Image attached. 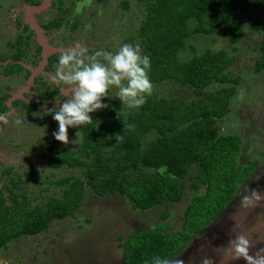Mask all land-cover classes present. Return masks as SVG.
Here are the masks:
<instances>
[{
    "label": "rangeland",
    "instance_id": "1",
    "mask_svg": "<svg viewBox=\"0 0 264 264\" xmlns=\"http://www.w3.org/2000/svg\"><path fill=\"white\" fill-rule=\"evenodd\" d=\"M27 1L0 0V116L5 117L0 124V192L7 197L10 180L14 179L25 191L31 205H42L51 197H62L64 187L55 184L58 180L72 176L84 179L82 168L54 170L46 163L49 147H56L61 152L76 149L82 142L78 127L69 128V144L56 141L52 133L58 125L51 115H43L45 108L58 110L72 90L70 85L56 78L60 56L76 50L82 53L85 62L94 57L106 63L103 55L96 56V53L115 52L124 44L140 46L139 29L147 7L145 0H86V6L77 13L76 7L81 0H55L52 6L49 4L43 13L35 15L39 24L58 18L60 10L72 9L59 28L47 32L49 45L62 50L51 54L44 70L46 74L37 75L36 83L15 100L16 106L13 107L15 101L9 106V98L24 86L29 77L10 59L15 53L14 45L20 49L19 62L32 68L41 62L40 53L36 52V36L27 43L30 32L21 26ZM255 15L251 10L243 14L245 25L238 44H230L222 30L187 41L195 46L197 53L223 50L231 57L232 64L225 73L239 79L237 91L230 101L227 116L217 120L216 125L219 134L240 138L238 162L256 161L257 167L238 187L225 212L197 234L168 264H264V69L255 71V61L260 57L257 49L264 31L251 29ZM75 23L76 28L71 30L70 25ZM192 26L194 23L190 24ZM18 35L23 37L21 43L14 44ZM193 51L187 47L180 59H188ZM7 70L16 74L8 75ZM226 86L214 82L205 91L217 94ZM53 87H58L55 96L44 100V92ZM151 91L159 97L181 98L186 102L196 100L199 95L198 91L173 82L152 85ZM117 93L115 86L110 88L104 102L108 106L117 103L118 107L130 110L117 100ZM4 105L10 108L6 114L2 110ZM97 113L92 115L96 117ZM158 137L154 131L147 133L142 139V147L146 148ZM99 139L103 150L108 151V136ZM144 172L166 175L164 167ZM196 176L197 170L193 168L183 179L177 180L183 187L179 202L155 207L145 213L132 209L129 202L117 194L97 196L86 187L83 200L71 217L51 222L47 231L36 236H21L10 242L6 249L0 250V264H124L119 244L131 233L152 228L159 222L168 223L170 233L180 229L185 208L205 190L204 185L198 189L192 185L197 181ZM18 193L21 194V190H17ZM163 212L168 213L166 219H162ZM258 214L259 219L251 223ZM259 226L260 230L251 231ZM228 228V235L222 241L221 229ZM239 236L249 242L250 261L235 258L231 242ZM214 249H218L217 255H213Z\"/></svg>",
    "mask_w": 264,
    "mask_h": 264
},
{
    "label": "trees",
    "instance_id": "2",
    "mask_svg": "<svg viewBox=\"0 0 264 264\" xmlns=\"http://www.w3.org/2000/svg\"><path fill=\"white\" fill-rule=\"evenodd\" d=\"M145 5V20L139 29L140 49L142 55L150 58L148 74L152 85L178 83L198 91L200 96L186 102L159 97L151 91L138 109L125 110L111 103L93 116V122L79 126L82 142L76 149L58 152L56 147H49V168L79 167L84 170V179L72 176L58 180L55 184L64 187L62 197H51L42 205H31L19 183L11 179L8 196L0 192V250L21 236L47 231L53 221L71 217L79 208L86 187L97 196L117 194L140 213L177 203L183 196V187L177 180L196 168L197 181L192 185L195 189L204 185L205 190L187 205L176 233L169 232L168 223L159 222L131 233L119 244L124 264H153L157 257L170 261L224 212L238 187L254 173L256 161L238 162L240 138L219 134L216 125L217 120L227 116L237 91L239 79L225 73L232 64L231 57L223 50L197 53L187 41L222 30L230 44H238L245 25L243 14L250 10L256 14L251 29L263 32L264 0H145ZM71 10H60V16L42 28L46 32L59 28ZM191 23L194 26L190 27ZM76 24L70 25L71 30ZM31 37L27 35V43ZM22 38L18 35L14 44L21 43ZM16 47L10 59L29 75L17 63L20 49ZM187 47L193 53L186 60L180 59ZM257 50L260 57L255 61V71L260 72L264 69V37ZM40 51L37 46L36 52ZM7 74L16 72L7 70ZM214 82L227 86L217 94L205 91ZM57 91L58 87L45 91L44 100L52 99ZM14 104L16 101L13 107ZM9 109L4 105L3 113ZM153 131L159 137L143 148V137ZM103 135L110 141L108 151L101 146L99 138ZM161 167L166 169V175L144 172ZM161 216L166 219L168 213Z\"/></svg>",
    "mask_w": 264,
    "mask_h": 264
},
{
    "label": "clouds",
    "instance_id": "3",
    "mask_svg": "<svg viewBox=\"0 0 264 264\" xmlns=\"http://www.w3.org/2000/svg\"><path fill=\"white\" fill-rule=\"evenodd\" d=\"M85 6L86 0H81L76 12L79 13ZM100 55H103L106 63L94 57L85 62L82 53L76 50L66 51L59 58L56 78L70 85L72 90L58 110L45 108L43 115H51L57 123L58 127L52 135L62 144L70 143L69 128L90 124L94 121L93 113L108 107L104 101L113 86L118 89L117 100L129 109L142 106L146 102V95L152 90L148 74L150 58L141 54L139 45L124 44L115 52L96 53V56ZM3 120L5 117L0 116V121ZM231 243L236 259H252L248 255L249 242L245 237L239 236ZM168 262L157 257L153 264Z\"/></svg>",
    "mask_w": 264,
    "mask_h": 264
},
{
    "label": "water",
    "instance_id": "4",
    "mask_svg": "<svg viewBox=\"0 0 264 264\" xmlns=\"http://www.w3.org/2000/svg\"><path fill=\"white\" fill-rule=\"evenodd\" d=\"M50 2L51 0H43L39 5H31L25 7V23L28 24L31 30L35 33L36 42L41 48V62L34 68L29 65H25L23 62H18V64H20L24 69L30 72V76L28 77V80L26 81L24 86L21 87V89L17 93L12 95L11 98H9V106L11 105L12 101H15L16 99H18V97H22L23 94L28 91V89L33 85L34 79L37 75L46 74L44 68L48 64V60L51 54L57 53L62 50L49 45L44 29L34 19V14L44 11L49 6ZM258 229L260 230V226Z\"/></svg>",
    "mask_w": 264,
    "mask_h": 264
},
{
    "label": "flooded vegetation",
    "instance_id": "5",
    "mask_svg": "<svg viewBox=\"0 0 264 264\" xmlns=\"http://www.w3.org/2000/svg\"><path fill=\"white\" fill-rule=\"evenodd\" d=\"M31 1H33V3H31ZM42 1L43 0H39V1H37V0H28L27 1V3L25 4V6L24 7H26V6H31V5H39V4H41L42 3ZM54 2H55V0H51V2H50V6H52V4H54ZM37 3V4H36ZM47 9V8H46ZM24 22L22 23V29H24L25 30V28H26V32H31L30 30H31V28H30V26L28 25V24H26L25 23V13H26V10L24 9ZM45 11V10H44ZM44 11H42V12H40V13H37V14H41V13H43ZM35 15L36 14H34V19H35V21L37 22V20H36V18H35ZM38 23V22H37ZM48 23V22H47ZM47 23H43V24H39V25H41L42 27L45 25V24H47ZM27 35H29L30 37H31V35L30 34H27ZM46 36H47V33H46ZM18 37V36H17ZM40 56H41V51H40ZM19 62V61H18ZM17 62V63H18ZM14 63V62H13ZM20 65V64H19ZM48 65V64H47ZM46 65V66H47ZM26 70V69H25ZM44 70H45V68H44ZM26 71H28V70H26ZM29 72V71H28ZM29 76H30V72H29ZM238 208V207H237ZM226 209H227V206H226ZM225 209V210H226ZM235 209H236V207H235ZM225 210H224V212H225ZM223 212V213H224ZM259 219V214L257 215V216H255L254 217V219L252 220V222L251 223H253L254 224V221H255V219ZM259 230L258 228H255V229H252L251 231H257V230ZM228 231H229V228L228 229H224V230H222L221 229V239H222V241L224 240V238H226V236L228 235ZM263 236H264V231H263ZM229 240V239H228ZM257 240H259V239H257ZM257 242H253V245H255L256 247L258 246L257 244H256ZM261 243V242H260ZM263 243V242H262ZM260 245V244H259ZM212 253H213V255H215L216 253H218V249H214V250H212ZM217 255V254H216ZM239 264V263H238Z\"/></svg>",
    "mask_w": 264,
    "mask_h": 264
}]
</instances>
